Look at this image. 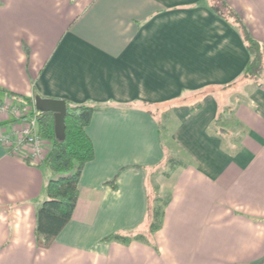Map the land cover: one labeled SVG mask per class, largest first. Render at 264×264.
Returning a JSON list of instances; mask_svg holds the SVG:
<instances>
[{"label":"crops","instance_id":"1","mask_svg":"<svg viewBox=\"0 0 264 264\" xmlns=\"http://www.w3.org/2000/svg\"><path fill=\"white\" fill-rule=\"evenodd\" d=\"M225 2L264 54V0ZM248 59L208 0H0V100L37 93L100 106L71 219L47 246L36 210L53 173L0 145V264H264V74L241 81L224 132L235 141L224 149L209 130L227 106L216 94L233 90ZM159 121L178 164H165ZM164 195L149 230L150 201Z\"/></svg>","mask_w":264,"mask_h":264},{"label":"trees","instance_id":"2","mask_svg":"<svg viewBox=\"0 0 264 264\" xmlns=\"http://www.w3.org/2000/svg\"><path fill=\"white\" fill-rule=\"evenodd\" d=\"M208 8L237 30L249 54L248 62L241 74L235 80L228 83L227 86L245 80L258 85L264 74L262 43L251 35L239 15L225 0H208ZM13 95L17 99L22 98L24 100L21 104H33L32 100L26 96ZM142 103L146 105V110L150 114L156 115L160 113L163 117L167 116L166 111H161L159 106L147 102ZM65 105V137L63 140H57L55 138V121L52 112H44L36 115L38 133L49 144L47 154L41 162L45 163L53 173L44 186L45 199L42 200L36 210L35 234L37 243L41 246L50 244L71 219L78 198V183L81 171L84 165L94 158L93 144L86 132V128L90 123L93 112L100 108L99 104L94 102L72 103L65 101ZM200 105L201 103L198 102L190 106V110L194 111ZM233 112L234 110L230 106L223 107L209 127V130L212 132L221 131V135L224 137V149L228 147L229 141L233 142L235 138H229L228 141L224 135V132L226 133L227 130L221 127L220 123L224 121L222 120L223 116L227 114L229 116L231 115L234 119ZM225 120L231 119L226 116ZM158 128L159 138L161 139L165 156V164L171 166L178 164L180 160L173 156L171 152V148H175L176 145L167 135V125L159 121ZM159 167L157 166L150 174H155L156 171H160ZM156 199L159 201L158 204H149V212L152 215V221L148 225L149 230H154L160 225L162 207L168 202V195L159 196ZM140 234L135 233L134 237H138ZM128 238L131 237L113 234L106 239L123 241Z\"/></svg>","mask_w":264,"mask_h":264},{"label":"built area","instance_id":"3","mask_svg":"<svg viewBox=\"0 0 264 264\" xmlns=\"http://www.w3.org/2000/svg\"><path fill=\"white\" fill-rule=\"evenodd\" d=\"M34 106L15 103L10 99L0 100V116L10 125L0 127V145L10 154L41 162L48 150V142L38 133Z\"/></svg>","mask_w":264,"mask_h":264},{"label":"water","instance_id":"4","mask_svg":"<svg viewBox=\"0 0 264 264\" xmlns=\"http://www.w3.org/2000/svg\"><path fill=\"white\" fill-rule=\"evenodd\" d=\"M32 103L36 114L44 112H52L54 116V131L57 140H63L65 137L64 117L66 113L65 100L41 97L39 94L34 93Z\"/></svg>","mask_w":264,"mask_h":264},{"label":"rangeland","instance_id":"5","mask_svg":"<svg viewBox=\"0 0 264 264\" xmlns=\"http://www.w3.org/2000/svg\"><path fill=\"white\" fill-rule=\"evenodd\" d=\"M243 84H244L243 82L236 83L235 85H233V90L232 91L228 90L226 93L220 91L218 94H216L217 99L220 100L219 98L221 95L223 102H225V104L227 103V106H230L233 110H235V108L238 106L239 102L243 99V95L241 93L242 91L245 90ZM223 94H224V96H222ZM226 116L229 117L231 120H225ZM226 116H223L222 120H224V121H221L220 126L224 127L227 130V133H232L233 132L232 126L234 125L233 117L231 115L229 116V114H227ZM163 166L164 165L160 166L159 168L161 169ZM150 180H151V178H149V182H150ZM151 193H152V195L150 194V196H151V198H153L154 191L152 190ZM150 204L154 205L153 199H152V201H150Z\"/></svg>","mask_w":264,"mask_h":264}]
</instances>
